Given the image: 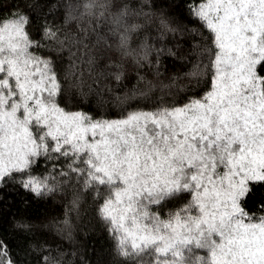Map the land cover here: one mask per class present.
I'll return each mask as SVG.
<instances>
[{"label": "snow or ice", "instance_id": "6c2138e0", "mask_svg": "<svg viewBox=\"0 0 264 264\" xmlns=\"http://www.w3.org/2000/svg\"><path fill=\"white\" fill-rule=\"evenodd\" d=\"M79 7L69 5L68 19L102 18L90 29L97 42L118 37L125 55L135 52L130 39L141 25L128 3L84 0ZM194 15L211 34L208 90L187 103L96 119L61 107L58 72L37 53L29 16L0 14V184L26 174L25 189L50 193L48 178L32 176V166L38 157H64L70 163L60 175L74 173L103 198L98 213L126 260L264 264V215L243 206L252 185L264 182V0H201ZM44 35L58 39L50 27ZM88 36L81 29L72 40L83 44ZM141 50L147 59L150 49ZM184 194L187 202L166 217L151 210ZM0 264H12L2 241Z\"/></svg>", "mask_w": 264, "mask_h": 264}, {"label": "trees", "instance_id": "16d2710c", "mask_svg": "<svg viewBox=\"0 0 264 264\" xmlns=\"http://www.w3.org/2000/svg\"><path fill=\"white\" fill-rule=\"evenodd\" d=\"M83 2L0 0V14L19 11L29 16L27 30L39 43L37 53L50 58L58 72L63 88L61 107L87 112L96 119L120 117L132 109L187 103L208 90L211 34L194 15L201 0H123L138 13L133 22L141 25L131 35L132 55L124 54L118 37L97 42L90 29L103 25L102 18L68 19L69 5L83 12L79 7ZM95 11L99 16L101 10ZM46 27L56 30L58 39L45 37ZM81 29H88L89 36L81 37L83 44H77L72 37ZM66 37L61 46L59 41ZM141 45L150 49L147 59L142 58ZM197 67L202 70L199 75L194 74ZM69 163L64 157L55 161L37 158L31 175L47 177L54 188L42 196L23 187L20 181L28 179L26 174H14L0 184V241L12 264H45L44 257L49 264H136L117 254L108 225L98 213L103 198L85 189L74 173L60 175L68 171ZM252 187L243 206L254 215H264L260 210L264 182ZM77 198L79 206L73 209ZM189 198L184 194L151 210L166 217ZM66 219L70 228L65 226Z\"/></svg>", "mask_w": 264, "mask_h": 264}, {"label": "rangeland", "instance_id": "374dc122", "mask_svg": "<svg viewBox=\"0 0 264 264\" xmlns=\"http://www.w3.org/2000/svg\"><path fill=\"white\" fill-rule=\"evenodd\" d=\"M195 9H196V7H195ZM132 110H135V109H132ZM132 110H130V111H132ZM75 111H81V110H75ZM117 118H119V117H111V118H103V119H117Z\"/></svg>", "mask_w": 264, "mask_h": 264}]
</instances>
